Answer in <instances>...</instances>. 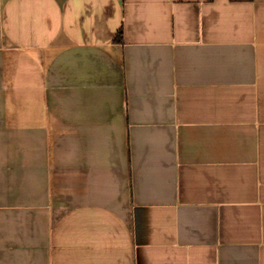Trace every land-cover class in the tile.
Instances as JSON below:
<instances>
[{"label":"crops","instance_id":"crops-1","mask_svg":"<svg viewBox=\"0 0 264 264\" xmlns=\"http://www.w3.org/2000/svg\"><path fill=\"white\" fill-rule=\"evenodd\" d=\"M0 264H264V0H0Z\"/></svg>","mask_w":264,"mask_h":264},{"label":"trees","instance_id":"trees-1","mask_svg":"<svg viewBox=\"0 0 264 264\" xmlns=\"http://www.w3.org/2000/svg\"><path fill=\"white\" fill-rule=\"evenodd\" d=\"M233 1H238L239 2V1H251V0H233ZM116 41L117 42L122 41V34L121 33L118 34V37H117Z\"/></svg>","mask_w":264,"mask_h":264}]
</instances>
